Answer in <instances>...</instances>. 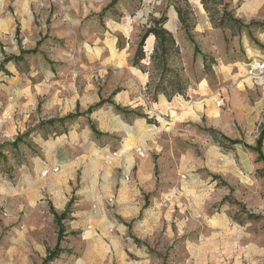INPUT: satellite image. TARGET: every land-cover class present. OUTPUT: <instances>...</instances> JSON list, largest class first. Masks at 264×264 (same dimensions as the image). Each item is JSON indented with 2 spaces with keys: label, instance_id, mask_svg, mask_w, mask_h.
<instances>
[{
  "label": "rangeland",
  "instance_id": "rangeland-1",
  "mask_svg": "<svg viewBox=\"0 0 264 264\" xmlns=\"http://www.w3.org/2000/svg\"><path fill=\"white\" fill-rule=\"evenodd\" d=\"M225 2L243 24H255L214 27L201 0H42L32 42L24 46L20 29L0 33V264L10 260L8 244L24 225L30 251L14 253L13 264H23L24 257L28 264H43L57 246L63 252L47 264H81L89 248L90 264H264V163L255 150L264 129V76L248 75V65L263 59L258 52L264 54V4L248 22L239 17L246 0ZM177 5L190 13L193 41L181 28ZM66 6L79 10L57 13ZM85 6L90 13L83 15ZM162 17L179 45L170 66L184 94L171 95L168 81L167 89H157L154 35L145 41L146 57L134 63L146 29ZM70 20L78 24L66 25ZM86 40L90 61L65 57ZM114 47L115 55L108 52ZM142 80L147 103L174 110L143 124L157 135L159 187L129 191L122 183L129 163L119 164L118 129L105 133L107 113L100 109L122 89H138ZM70 89L111 92L109 99L100 96L105 103L90 106V130L100 149L90 158V177L98 180L90 189V220L75 213L89 209L75 205L82 199L78 186L51 190L49 183L57 184L59 175L37 172L55 158L46 145L78 117L66 119L68 111L56 103ZM137 110L132 113L143 120ZM117 112L112 108L110 117ZM52 119L62 122L51 125ZM62 213L59 236L55 215Z\"/></svg>",
  "mask_w": 264,
  "mask_h": 264
},
{
  "label": "crops",
  "instance_id": "crops-1",
  "mask_svg": "<svg viewBox=\"0 0 264 264\" xmlns=\"http://www.w3.org/2000/svg\"><path fill=\"white\" fill-rule=\"evenodd\" d=\"M42 0H0V33L8 32L11 35L14 32L19 31L24 37V46L32 42L31 36L37 29L34 24V19L41 11L39 4ZM264 3H255L254 0H246V4H241L239 17L245 18L248 22L258 17L257 15L262 10ZM79 8L66 6L61 7L60 11H55L58 14L76 13ZM80 11L83 15L90 13V6L81 7ZM67 17V16H66ZM75 17L73 16V19ZM78 18V17H76ZM59 23V22H58ZM78 24L75 20H70L68 24ZM80 23V22H79ZM72 26V25H71ZM80 46L83 48L75 49L74 53L65 54L66 58H76L78 60L86 58L90 61V40L80 42ZM110 54H116V47L110 48L108 51ZM259 58L264 59V54L258 52ZM111 62V60H108ZM51 71L46 72V77L50 78ZM57 74H62L61 71ZM57 83V82H56ZM146 81L139 83L137 89H122L117 93L116 97L111 99V103L103 104L100 109V113H107V120L104 122L106 128L113 127L112 130L118 129V144L119 150L122 155L119 159V164L125 166L128 164L125 174H123L122 183L126 190H154L159 187V183L156 177L155 168V151L159 150V143L157 135L154 133L150 126L145 127L144 121L152 117H163L171 114L174 110L173 106L158 105V103L149 104L146 102L145 93ZM71 95L69 97H63L57 99L56 103L59 107L68 112L65 113L66 117L70 113H76L77 111L83 113L88 111L90 106L95 105L103 99H109L111 92L104 95L99 94L97 89H70ZM101 96V97H100ZM180 98L179 100H181ZM161 101V100H160ZM180 101H178L179 103ZM162 103V102H161ZM194 106V105H192ZM120 107L129 111H142L143 120L135 117L128 120L124 114L117 112V115H113L111 118V109ZM187 108V107H186ZM184 108V113L185 109ZM183 111V109L181 108ZM187 110V109H186ZM176 113L182 114L180 110H175ZM98 113L97 115H99ZM183 113V114H184ZM96 115V116H97ZM90 120V113H83L76 118L75 122L71 123V128L64 135H61L47 146L48 153L55 154V158L51 161L42 162L40 168H37L38 174L43 172V169H47L50 175H59L55 183H49L48 188L51 190H63L72 189L73 186H78V194L82 199H78L75 205H89L88 210L80 209L76 211L78 215L85 214L88 220H90V189H92L93 183L98 184V180L92 181L90 174V158L93 157V153L100 151L95 139L92 137V131L90 126L93 124ZM174 121V119H173ZM115 127V128H114ZM118 127V128H116ZM112 130H106L105 133H111ZM138 132V136H136ZM107 148H110L112 140H108ZM116 143V142H115ZM124 152V154H123ZM142 153V154H141ZM58 157V158H57ZM93 166V165H91ZM98 170V169H96ZM78 172L80 173L78 177ZM100 171L96 172L97 177L100 175ZM131 175H135V178ZM45 176V175H44ZM132 180V181H131ZM29 190V188L27 189ZM25 206L22 205V209ZM20 231L11 238L12 244L9 245L6 253L13 259V254L19 251L22 254H28L30 251L28 239V231L26 225L23 226ZM16 242V243H15ZM4 253V252H3ZM88 256L82 259L81 264H90V248L88 249ZM8 260L7 264H13L12 259ZM12 262V263H11ZM23 264H28L27 258H22Z\"/></svg>",
  "mask_w": 264,
  "mask_h": 264
},
{
  "label": "trees",
  "instance_id": "trees-1",
  "mask_svg": "<svg viewBox=\"0 0 264 264\" xmlns=\"http://www.w3.org/2000/svg\"><path fill=\"white\" fill-rule=\"evenodd\" d=\"M201 3L205 9V11L208 13L209 18L211 22L213 23L214 27H219V28H225V27H232L234 26H244L245 28H249L250 25L255 24V22H251L248 25L243 24L239 19L235 18L232 14L231 11H228V3L225 2V0H201ZM187 8H190L189 4L185 2ZM222 6V8H220ZM176 11L179 16V20L181 23V28L185 31L186 36L193 41V34L191 32L192 30V23H191V17L189 16V11L184 9L182 5H177ZM166 23V17H162L159 20H155L153 24L150 25L148 29H146L145 34L142 36L141 41L139 43V46L136 51V56H135V64H138L139 61L144 59L146 57V52L144 51V44L149 35H154L155 37V46H154V51L151 56L152 62H154V65L158 70L161 71L160 78H159V83L157 84V89H167V81L168 87L172 86V92L171 95L175 94H184V89L185 87L183 86V83L181 82L180 76L177 75L174 70L170 66V58L177 52H179V45L174 38L173 34L168 31L166 28H164V25ZM170 76H167V75ZM174 78L175 81H170ZM105 103V101H101V105ZM97 105V106H98ZM96 106V107H97ZM93 108H90L87 113H90ZM118 112L124 114L126 117H130L132 115V111L122 109L120 107H116ZM134 116L138 117L140 114L135 113L133 114ZM77 116H80L78 113L76 114H70L66 117V119H72ZM62 122V120H56L52 119L49 121V124L54 125L55 122ZM263 141H264V129L262 130L258 140H257V146L255 147V150L258 153L259 159L264 163V154L262 152V146H263ZM17 141H15L12 145L16 147ZM2 149V145H0V153ZM63 219H66V213H62L61 215H55V220L56 224L59 227V236H61L63 229H62V224L61 221ZM62 250L58 249V246L52 250L49 251L48 256L44 260L43 264H47L50 261H53L56 259Z\"/></svg>",
  "mask_w": 264,
  "mask_h": 264
},
{
  "label": "built area",
  "instance_id": "built-area-1",
  "mask_svg": "<svg viewBox=\"0 0 264 264\" xmlns=\"http://www.w3.org/2000/svg\"><path fill=\"white\" fill-rule=\"evenodd\" d=\"M248 75L251 78H259L261 76H264V59L253 60V62L248 65ZM193 93H196V91H193ZM188 97L191 98V96ZM224 103L225 99L223 97H220L217 100V105L220 107L223 106Z\"/></svg>",
  "mask_w": 264,
  "mask_h": 264
}]
</instances>
